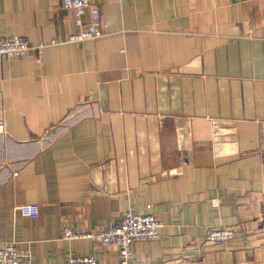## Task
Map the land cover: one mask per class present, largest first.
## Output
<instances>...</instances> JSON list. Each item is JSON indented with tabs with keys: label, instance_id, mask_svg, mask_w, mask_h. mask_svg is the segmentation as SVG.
Masks as SVG:
<instances>
[{
	"label": "crops",
	"instance_id": "obj_1",
	"mask_svg": "<svg viewBox=\"0 0 264 264\" xmlns=\"http://www.w3.org/2000/svg\"><path fill=\"white\" fill-rule=\"evenodd\" d=\"M91 5L104 37L75 46L60 0H0V38L57 42L0 62V246L30 264H117L61 231L131 212L164 224L132 261L264 264V0ZM209 228L234 239L204 245Z\"/></svg>",
	"mask_w": 264,
	"mask_h": 264
},
{
	"label": "built area",
	"instance_id": "obj_2",
	"mask_svg": "<svg viewBox=\"0 0 264 264\" xmlns=\"http://www.w3.org/2000/svg\"><path fill=\"white\" fill-rule=\"evenodd\" d=\"M61 10L69 11L72 15L76 31L68 36L65 43L78 45L84 41H94L104 37L100 29L99 10L91 5V0H60ZM86 16L89 17L86 20ZM48 44L39 42L31 46L28 41L19 36L0 38V62L26 57L30 52H41ZM5 127L0 120V135L4 134ZM150 206H147L149 208ZM17 211L22 217L35 219L38 216V207L35 204L18 206ZM164 224L161 219L150 214H135L125 212L120 222L113 227H102L88 232H76L69 228L61 231L62 240H90L101 247H113L118 253L117 264H147L146 262L132 261L131 247L137 242L157 241L160 239ZM234 239V231L230 228H209L203 238L204 245L225 244ZM0 264H30L27 254L20 251L14 243L0 246ZM65 264H97L93 257L70 256Z\"/></svg>",
	"mask_w": 264,
	"mask_h": 264
}]
</instances>
